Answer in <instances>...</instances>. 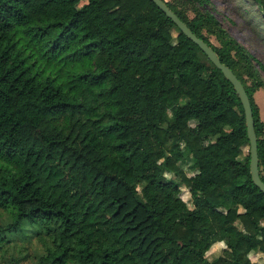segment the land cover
Segmentation results:
<instances>
[{
    "label": "trees",
    "instance_id": "trees-1",
    "mask_svg": "<svg viewBox=\"0 0 264 264\" xmlns=\"http://www.w3.org/2000/svg\"><path fill=\"white\" fill-rule=\"evenodd\" d=\"M167 4L243 82L264 180L263 61L211 0ZM246 145L233 84L153 0H0V240L46 238L40 264H253Z\"/></svg>",
    "mask_w": 264,
    "mask_h": 264
},
{
    "label": "rangeland",
    "instance_id": "rangeland-1",
    "mask_svg": "<svg viewBox=\"0 0 264 264\" xmlns=\"http://www.w3.org/2000/svg\"><path fill=\"white\" fill-rule=\"evenodd\" d=\"M211 6L213 13L229 32L264 63V18L258 13L256 7L248 5L245 0H211ZM212 40L215 41L214 38ZM260 72L264 79V70ZM254 97L264 120V87L257 89ZM249 146L246 145L244 151L249 150ZM192 162V157L187 156L181 159L179 164L188 174H192L194 172L191 168ZM166 174L168 177L173 176L168 172ZM181 189L180 195L192 207L188 187L182 186ZM4 217L5 213L0 209V219ZM48 243L49 240L46 238H40L30 232L27 235H13L8 241L2 239L0 240V264H40L39 255L46 251ZM224 246L222 241L215 242L207 251L208 258L212 260L222 254ZM249 256L253 264H264V255L261 251L253 250Z\"/></svg>",
    "mask_w": 264,
    "mask_h": 264
},
{
    "label": "water",
    "instance_id": "water-1",
    "mask_svg": "<svg viewBox=\"0 0 264 264\" xmlns=\"http://www.w3.org/2000/svg\"><path fill=\"white\" fill-rule=\"evenodd\" d=\"M171 19L174 21L182 32H184L188 37H190L194 42H196L200 48L206 53L208 58L222 70L223 74L227 79L231 81L234 86L235 91L238 93L240 100L242 102L246 124L247 132L249 137V152H250V171L251 177L254 183L260 187L264 192V180L261 178L259 169V154L257 146V134L255 130V121L253 117V109L249 94L240 78L232 70V68L224 63L218 54V52L206 42L202 37L198 36L188 24L182 20L178 14L170 8L167 4V0H153Z\"/></svg>",
    "mask_w": 264,
    "mask_h": 264
}]
</instances>
